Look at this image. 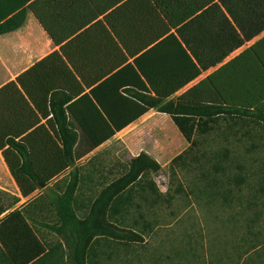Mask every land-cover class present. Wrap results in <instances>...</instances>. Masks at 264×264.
<instances>
[{
	"label": "trees",
	"instance_id": "16d2710c",
	"mask_svg": "<svg viewBox=\"0 0 264 264\" xmlns=\"http://www.w3.org/2000/svg\"><path fill=\"white\" fill-rule=\"evenodd\" d=\"M30 14L59 50L0 87V152L24 198L50 194L14 210L20 198L0 206V217L8 212L0 264H105V247L144 242L136 228L151 224L131 213L137 197L155 203L167 195L150 179L161 164L145 152L132 157L84 217L76 168L64 192L55 180L151 110L171 117L190 145L171 169L186 166L199 138L223 125L235 135L264 127V37L226 62L264 33V0H0V36ZM221 165L215 172H225ZM40 219H52L59 242L39 237Z\"/></svg>",
	"mask_w": 264,
	"mask_h": 264
},
{
	"label": "rangeland",
	"instance_id": "374dc122",
	"mask_svg": "<svg viewBox=\"0 0 264 264\" xmlns=\"http://www.w3.org/2000/svg\"><path fill=\"white\" fill-rule=\"evenodd\" d=\"M37 24L30 15L21 30L0 36V81L5 80L7 68L14 61H21L22 54H29L28 63L37 58L31 49L16 50L18 37H24L27 32L33 34V40L43 41L40 26L33 31ZM255 41L232 54L226 62ZM213 71L203 74L187 88ZM146 118L139 128L113 137L96 153L83 157L53 187L64 192L69 174L76 168L82 179L77 195L85 203L79 216L84 217L96 193L122 176L132 157L146 152L161 164L162 170L151 174L150 179L167 195L155 203L150 196L137 197L136 205L141 208L134 206L131 213L134 219L144 213L151 224V229L143 231L140 220L136 228L143 232L144 242L127 246L121 243L117 249L119 243L114 242L113 248L105 247L103 251L111 253L105 264H264V127L255 126L246 134L242 130L235 135L226 130L227 134L223 125L211 136L199 138L200 149L191 155L186 166L171 169V161L190 145L168 115L153 113ZM217 164H222L224 173L215 172L213 165ZM239 174L246 179L245 183L237 186L228 180ZM88 175L93 177L94 184L83 179ZM44 193L50 194L43 189L23 198L0 152V206H8L20 198L11 209L14 210ZM131 216H127L126 223L132 221ZM51 220H47L51 227L46 229L59 242L61 236L52 229Z\"/></svg>",
	"mask_w": 264,
	"mask_h": 264
},
{
	"label": "crops",
	"instance_id": "0c3cea01",
	"mask_svg": "<svg viewBox=\"0 0 264 264\" xmlns=\"http://www.w3.org/2000/svg\"><path fill=\"white\" fill-rule=\"evenodd\" d=\"M31 16H33L32 14H30ZM29 15V16H30ZM34 17V16H33ZM34 19L36 20V18L34 17ZM37 21V20H36ZM37 26L35 27V29L33 31H37V27L40 26V29L42 30V40H37L34 39L33 40V34L30 32H27L24 37H18L19 38V43L18 45H16V50L20 51V50H28L31 49L33 51V54L37 57L33 62L28 63L29 62V54H22L21 55V61H14L12 66L7 68L8 72H7V77L5 78V80L0 81V87H2L4 84L15 80L20 74H22L23 72L27 71L29 68H31L35 63L41 61L42 59H44L45 57H47L48 55H50L51 53L58 51L59 47L55 46L52 42V40L50 39V37L47 35V33L44 31V29L42 28V26L39 24V22L37 21ZM22 29V28H21ZM20 29V30H21ZM19 31V30H18ZM17 32V31H16ZM32 32V31H31ZM264 34V33H263ZM262 34V35H263ZM261 35V36H262ZM258 37L257 39H255L256 41L259 40L260 38L264 37ZM30 37V38H29ZM26 40V41H25ZM254 40V41H255ZM255 41V42H256ZM254 42V43H255ZM38 44V47L36 46ZM13 46V45H12ZM15 47V46H14ZM6 69V71H7ZM197 84V83H196ZM189 86V85H188ZM187 86V87H188ZM185 87L183 90L179 91L176 96H180L183 93H185L188 89ZM162 114L159 113L155 110H151L148 113H146L145 115H143L141 118H139L137 121H135L134 123H132L131 125H129L128 127H126L125 129H123L121 132H119L117 135L114 136V138L118 135H120L121 133L125 132V134L129 133L132 130H135L137 128H139L140 126V122L144 121V118L148 117L151 114ZM147 119V118H146ZM124 134V135H125ZM129 135V134H128ZM107 143V142H106ZM106 143H104L103 145H101L99 148H97L96 150H94L91 154L96 153L98 150H100ZM146 153V152H145ZM140 154V153H139ZM138 154V155H139ZM137 156V155H136ZM151 156V155H150ZM58 180V179H57ZM55 180V182L57 181ZM54 183V182H53ZM20 192V191H19ZM21 195V193H20ZM23 197V196H22ZM24 198V197H23ZM25 207V206H24ZM18 208H22V207H18ZM6 214H8V212L4 213L0 219H2ZM34 223V222H32ZM36 225L38 226H43L42 228L39 227V229L37 230L38 235L40 238H42V240H44V242H54L55 237H53V235L55 236V234L52 231H49L48 229H46L45 226L47 225H51L50 222H48L47 220H37L36 221Z\"/></svg>",
	"mask_w": 264,
	"mask_h": 264
},
{
	"label": "bare ground",
	"instance_id": "6f19581e",
	"mask_svg": "<svg viewBox=\"0 0 264 264\" xmlns=\"http://www.w3.org/2000/svg\"><path fill=\"white\" fill-rule=\"evenodd\" d=\"M30 38V37H29ZM26 41V40H25Z\"/></svg>",
	"mask_w": 264,
	"mask_h": 264
}]
</instances>
